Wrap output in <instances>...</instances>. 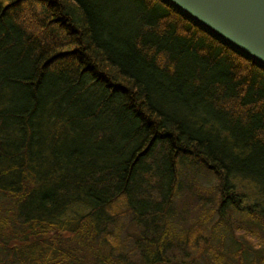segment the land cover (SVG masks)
Returning a JSON list of instances; mask_svg holds the SVG:
<instances>
[{
    "label": "trees",
    "instance_id": "1",
    "mask_svg": "<svg viewBox=\"0 0 264 264\" xmlns=\"http://www.w3.org/2000/svg\"><path fill=\"white\" fill-rule=\"evenodd\" d=\"M0 264H264V66L165 0H0Z\"/></svg>",
    "mask_w": 264,
    "mask_h": 264
},
{
    "label": "water",
    "instance_id": "2",
    "mask_svg": "<svg viewBox=\"0 0 264 264\" xmlns=\"http://www.w3.org/2000/svg\"><path fill=\"white\" fill-rule=\"evenodd\" d=\"M264 66V0H165Z\"/></svg>",
    "mask_w": 264,
    "mask_h": 264
},
{
    "label": "rangeland",
    "instance_id": "3",
    "mask_svg": "<svg viewBox=\"0 0 264 264\" xmlns=\"http://www.w3.org/2000/svg\"><path fill=\"white\" fill-rule=\"evenodd\" d=\"M197 182L202 184L201 187H204V186L208 185V183H207L208 181H207L206 177H203L201 175L197 176Z\"/></svg>",
    "mask_w": 264,
    "mask_h": 264
}]
</instances>
